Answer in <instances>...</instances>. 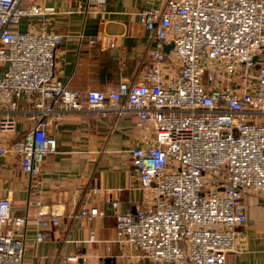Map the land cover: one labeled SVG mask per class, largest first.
<instances>
[{
	"label": "built area",
	"instance_id": "obj_1",
	"mask_svg": "<svg viewBox=\"0 0 264 264\" xmlns=\"http://www.w3.org/2000/svg\"><path fill=\"white\" fill-rule=\"evenodd\" d=\"M32 1L0 0V157L17 156L24 173L38 176L56 148L39 119L60 123L84 106L118 117L132 112L140 144L131 163L146 195L134 212L115 213L116 242L138 260L226 264L246 222L244 198H264V0H168L139 9L157 40L152 62L141 83L107 92L71 89L56 77L63 35L42 19L17 28L53 12ZM26 113L33 126L15 139L17 117ZM48 210L38 218L48 212L58 224L60 214ZM100 214L80 212L88 220ZM25 223L0 198V264H28Z\"/></svg>",
	"mask_w": 264,
	"mask_h": 264
},
{
	"label": "crops",
	"instance_id": "obj_2",
	"mask_svg": "<svg viewBox=\"0 0 264 264\" xmlns=\"http://www.w3.org/2000/svg\"><path fill=\"white\" fill-rule=\"evenodd\" d=\"M167 1L33 0L53 12L31 18L32 26L23 19L17 28L26 30L45 20L47 30L63 35L56 77L71 89L107 92L120 82H142L157 40L140 23L137 11L160 8ZM135 119L132 112L118 117L86 106L66 113L60 123L39 119L55 136L56 148L44 157L38 176L24 173L17 156L0 157V198L8 197L14 214L26 217L21 228L26 263L168 264L128 256L116 242L115 213L134 212L146 195L131 163V150L140 144ZM32 126L29 115L20 114L15 139ZM243 202L246 222L237 227L226 264H264V198L249 194ZM91 207L101 214L91 220L80 215ZM50 208L60 214L58 224L48 212L38 218L40 210ZM92 234L94 240L89 239Z\"/></svg>",
	"mask_w": 264,
	"mask_h": 264
},
{
	"label": "water",
	"instance_id": "obj_3",
	"mask_svg": "<svg viewBox=\"0 0 264 264\" xmlns=\"http://www.w3.org/2000/svg\"><path fill=\"white\" fill-rule=\"evenodd\" d=\"M172 48V45H165L164 50L168 52Z\"/></svg>",
	"mask_w": 264,
	"mask_h": 264
}]
</instances>
